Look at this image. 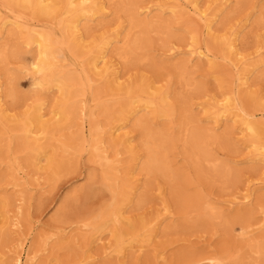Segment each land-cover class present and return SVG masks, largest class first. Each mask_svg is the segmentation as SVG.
<instances>
[{
    "label": "rangeland",
    "instance_id": "374dc122",
    "mask_svg": "<svg viewBox=\"0 0 264 264\" xmlns=\"http://www.w3.org/2000/svg\"><path fill=\"white\" fill-rule=\"evenodd\" d=\"M104 1L107 2L108 17L103 19L100 26L87 31L89 37L83 40L85 47L75 54L77 61H84L86 52L91 50L92 36L106 29H118L128 24L127 13L121 10L119 0ZM136 1L139 4L148 3L150 6L157 3L154 0ZM220 2L221 0H199V5L202 8L213 9ZM255 2H259V7L256 9L258 12L246 22L247 27H242L244 28L242 36L238 40L240 52L247 62L264 58V53L257 56V53L253 52L264 44V21L257 19L260 12H264L260 7H264V0L238 1L235 12L230 17L222 13L220 20L210 31L214 34H222L231 24L242 23L244 16L252 13L251 5ZM2 4L0 0V21L6 15ZM234 4L235 1L232 0L231 6ZM18 13L28 24L45 26L51 30L56 28L54 21L32 18L27 11ZM163 18L166 20V26L170 28L169 31L156 27L145 35L134 33L141 37L142 44L136 51L137 55H134L128 63H124L113 52L108 53V58L121 78L120 87L144 80L152 81L157 87L170 93L168 103L173 108V118L163 115L153 121L152 116L149 115L148 124L153 127L161 126L171 138L170 158L175 173L173 179L160 174L148 175L142 171L139 161L145 154L142 130L133 125V119L119 121L116 113L112 115L115 116L114 118H110L111 116L101 111L97 105L99 100H105L108 105L113 104L111 108L114 109L117 104L112 103L111 100H118L123 95L118 87L106 86L104 79L92 72L90 73L92 89L79 97L93 107L92 119L99 124V130L102 131V136L98 139V147L104 151L108 160H118V174L123 178L130 168L129 165L135 164L130 168L133 172L130 181L133 185L139 186L137 191L142 195L143 201L139 206L133 202L131 207L127 208L129 212L126 215L135 224L140 218L159 215L157 221L162 219L163 223L157 230V236L149 245L143 243L141 251L136 249L141 243L132 241L133 249L126 251L124 259L114 255L105 259L106 254L112 253L108 251L113 248V233L128 229L121 223L109 222V227L100 233L102 241L89 246L92 231L81 226L79 219L107 208L112 201V193L101 182L105 161L94 158L97 153L92 148V142H87L91 137L87 131L86 111L74 113L69 122L62 123L58 128L52 127L46 138L42 139L44 144H50L52 162L48 164L46 159L42 158L36 166L30 164L25 151L16 137H13V121L2 119L0 121V188L15 182L19 184L18 188L25 185L27 187H24L22 194L12 189L1 192L9 199L6 207L0 206V214H2L0 215V226H2L0 264H10L11 258L16 253H23L25 238L30 240L27 247L38 254L33 264H77L83 259L88 261V264H203L204 261L201 259L206 256L220 259L223 264H264V256L256 252L255 248V244H264V227L261 225L262 214L259 207L260 204L264 205V188L255 191L256 187L264 186V176H261L260 165L246 161L248 149L244 148L246 141L238 132V124L227 121L224 126L215 130L213 138L208 141L209 150L218 158L217 162H229L232 167L226 179L212 172L206 161L200 162L197 166L188 157L190 146L187 144L190 142L192 132L215 126L212 119L204 120L210 116L206 110L197 109L195 105L209 102L212 96L218 98L226 89L231 88L234 97L239 95L246 109L264 111L263 107H254L244 102V98L251 94H264V75L252 74L249 79L250 86H239L236 72L230 71L228 61L223 60L220 54L216 53V59L213 60L216 62L215 66L206 60L199 61L195 68L192 65H185L186 81L189 83L185 86L184 82L179 81L176 62L184 60L185 55L182 52L192 47L190 44L194 45L188 30L199 31L200 44L207 43L209 36L198 21H195L192 27L186 28L185 19L178 20L169 14H165ZM194 18L192 14L189 15L190 20ZM228 21L229 24H226ZM16 36L17 40L9 42L8 51L0 58L2 84L0 93L3 96L9 86L6 71L13 73L10 85L15 95L13 98L6 97L1 102L8 120L20 118L33 103L36 95L43 97L45 112L53 109L56 100L60 97L54 87L44 91L32 88L27 66L34 55V47L19 44L20 36L19 34ZM170 46L174 51L167 50ZM13 48L15 51H12ZM141 54L147 56L143 61L138 60ZM237 66L241 68L243 65ZM49 90L51 92H48ZM83 102L80 104L82 105ZM187 105L194 107L193 117L201 121L200 123L191 121L186 125V129H183L180 128V124L187 122L186 118L189 120L192 118L185 111ZM49 116L50 114H47L44 118L49 119ZM119 123L125 126L119 134L124 136L127 133L125 137H130L127 145L114 144L108 138V129ZM82 125L84 127L81 129ZM70 140L76 143L75 148L65 154L61 149L60 141ZM13 157L17 158V163L10 166L8 162ZM137 162L139 165L136 166ZM248 186H251L253 193L251 203L231 205L232 201H239ZM74 190L77 195L72 197L71 192ZM20 195H23V201L18 200ZM201 200L213 202L214 206L223 211L222 216L215 218L210 214L193 212L197 209L198 201ZM16 221H19L18 228L14 226ZM248 223H253L249 228L253 230L249 234L241 235V227ZM68 224L67 229L63 230ZM58 230H60L59 234H57ZM56 235L62 236V240L56 238ZM88 256L90 258L86 259Z\"/></svg>",
    "mask_w": 264,
    "mask_h": 264
},
{
    "label": "bare ground",
    "instance_id": "6f19581e",
    "mask_svg": "<svg viewBox=\"0 0 264 264\" xmlns=\"http://www.w3.org/2000/svg\"><path fill=\"white\" fill-rule=\"evenodd\" d=\"M154 1L157 3L150 6L148 3L139 4L136 0H119L118 4L121 10L125 11L128 16L127 26H121L118 29H106L92 36L91 50L86 52L84 61H77L75 54L85 47L83 40L89 37L87 31L95 26H100L103 19L108 17L106 12L107 2L104 0H2V7L6 11V15L0 21V58L8 51L9 42L16 41V35L19 34L18 43L34 47L35 51L27 66V71L31 75L32 88L44 91L45 89L48 90L54 87L59 92L60 97L56 100L55 107L45 112L43 97L36 95L33 103L22 113L20 118L8 120L4 115L5 109L2 108L1 102L6 97L13 98L15 93L12 85H10L13 73L6 71L9 86L4 96L0 93V121L2 119H6L9 122L13 121V137H16L23 151H25L26 158H28L30 164L36 166L42 158L46 159L48 164L52 162L53 154L50 151V144L46 145L42 142V139L46 138L52 127L58 128L62 123L69 122L74 113L86 111V116L88 117L87 131L91 137L87 142H92V148L97 153L94 158L105 161L101 182L112 193V201L107 208L97 213H90L79 219V222H81V226L89 228L92 231L89 246L102 241L100 233L109 227V222H113L114 224L121 223L128 228L113 233V248L108 251H112V253L106 254L104 256L105 259L111 258L112 255L124 259L126 251L133 249L131 246L132 241H139L141 243L136 248L138 251H141L143 243L149 245L157 236V230L163 223V220L157 221L159 215H156L151 218H140L135 224L126 215L129 212L127 208L131 207L133 202H136V206H139L143 201L142 195L137 191L139 186L133 185L130 181L133 174L130 168L135 164L129 165L128 172L122 178L118 174V160H108L104 151L98 147V139L101 138L102 131L99 130V124L92 119L93 107L87 105L86 101L79 98L87 90L92 89L90 73L93 72L99 78H103L106 86L115 85L114 87H118L122 91L123 95L121 98L111 100L112 103L117 104L114 109L111 108L114 105H108L105 100H99L97 105L101 111L111 116L110 118H114L115 116L112 115L116 113V116L119 117L116 118L119 121L122 119L127 121L133 119V125L142 130L145 154L143 159L139 160L141 170L148 175L160 174L170 179H173L175 176L170 158L171 138L161 126L153 127L148 124L150 120H148L149 115L152 116L153 121H156L158 117L163 115L173 118L172 114L174 111L168 103L170 93L163 88L157 87L154 82L144 80L120 87L119 80L121 78L117 74L112 61L109 60L108 53L113 52L124 63H128L134 55H137L136 51L141 48L142 44L141 37L134 33L138 32L145 35L156 27L165 28L169 31L170 28L166 26V20L163 18L165 14H169L172 18L178 20L185 19L186 28L192 27L195 21L200 22L209 36L207 43L200 44L198 40L199 31L195 29L188 30V34L194 45L190 44L192 47L182 52L185 55L184 60L176 62L179 81L184 82L185 86L189 85L186 81L187 77L185 73L187 74V72L185 65H192L195 68L198 66L199 61L206 60L215 66L216 53H219L223 60L228 61L227 64L230 65V71L234 70L236 72L237 85L239 86H250L249 79L252 74H257L258 76L264 75V58L247 62V59L241 54L238 44V40L242 36V30L247 27L246 22L251 20L258 12L256 9L259 7V2L251 5L252 13L246 14L242 19V23H233L227 27L224 33L214 34L210 31L220 20L222 13L230 17L235 12L238 1L241 0H234V6H231L232 0H221L219 5L213 9H208V7L202 8L199 5V0ZM260 7L264 10L263 6ZM23 11H27L35 19L41 18L47 19V21H54L56 28L51 30L45 26L28 24L18 13ZM190 14L195 16L194 20L189 19ZM257 19L264 21V12H260ZM226 24H229V21ZM243 26L244 28H242ZM262 48L263 51H261ZM14 49L12 51H15ZM167 50L174 51V48L170 46ZM253 52L257 53V56L263 54L264 44ZM146 57L145 54H141L138 60L143 61ZM237 65L243 66L240 68ZM1 86L2 84L0 83V88ZM48 92L51 91L49 90ZM82 102L84 108L83 104H80ZM244 102L254 107L260 106L264 108V94H251L247 98H244ZM186 107V113L192 116L193 119L189 120V118H186L187 122L180 124V128L183 127V129H186V125L191 121L198 123L201 121L194 119V107L192 108L191 105H187ZM195 108L206 110V113L210 116L204 120L207 121L210 118L215 123L213 127H204V130L200 129L194 131L195 133L192 132L190 142L186 141L190 146L188 157L197 166L200 162L206 161L210 165L212 172L218 177H222L223 179L229 177L228 171L232 167L229 162H217L218 158L213 156L209 150L208 141L213 138L215 130L224 126L227 121H232L238 124L237 129L239 134L245 137L246 144L244 148L248 149L246 161L260 165L261 176H264V111L257 112L246 109L243 106V99L239 95L234 97L231 88L221 92L218 98L212 96L209 102L197 103ZM47 114H50L49 119L44 118ZM82 127L84 126L82 125L81 129ZM124 127L122 123H119L108 129V138L114 144H129L130 137H125L127 133L124 136L119 134V131ZM101 143L102 141L99 142V144ZM75 145L76 143L71 140L60 141L61 149L65 154L74 149ZM16 163V157L9 159L8 164L10 166ZM137 165H139L138 162ZM14 169L17 170L18 168ZM18 185L15 182L0 188V206L2 208L7 206L9 197L1 192L14 190L22 194L24 187H27V185L20 188H18ZM263 188V185L258 186L255 188V191ZM251 190V186H248L246 192L238 199L241 202L232 201L231 205L251 203L253 196ZM76 195V190L71 192L72 197ZM22 199L23 195H20L18 200L23 201ZM259 207L262 214L261 225L264 227V205L260 204ZM193 212L210 214L217 218L222 216L223 211L214 206L213 202L201 200L198 201L197 209ZM3 214H5L4 211ZM252 224L248 223L242 226L241 235L251 233L253 229L249 230V228ZM14 226L18 228L19 221H16ZM68 226L69 224L65 225L63 230L67 229ZM59 232L60 230L57 231V234ZM59 236L56 235L55 237L62 240V236ZM25 241L26 244L22 248L23 253H16L11 258L10 264H33L37 260L38 254L28 248L30 240L25 238ZM254 243L259 242L254 241ZM25 247L27 248L25 249ZM255 248L256 252L264 256V244H255ZM106 249L108 248L106 247ZM88 258L90 256L86 259ZM201 260L204 261L203 264H223L222 260L211 256L203 257ZM77 264H88V261L83 259Z\"/></svg>",
    "mask_w": 264,
    "mask_h": 264
}]
</instances>
